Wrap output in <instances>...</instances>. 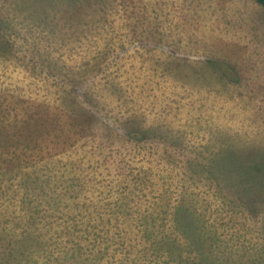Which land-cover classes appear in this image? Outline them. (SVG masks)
Masks as SVG:
<instances>
[{"label":"rangeland","instance_id":"374dc122","mask_svg":"<svg viewBox=\"0 0 264 264\" xmlns=\"http://www.w3.org/2000/svg\"><path fill=\"white\" fill-rule=\"evenodd\" d=\"M0 264H264V6L0 0Z\"/></svg>","mask_w":264,"mask_h":264},{"label":"trees","instance_id":"16d2710c","mask_svg":"<svg viewBox=\"0 0 264 264\" xmlns=\"http://www.w3.org/2000/svg\"><path fill=\"white\" fill-rule=\"evenodd\" d=\"M256 2L262 6H264V0H256Z\"/></svg>","mask_w":264,"mask_h":264}]
</instances>
